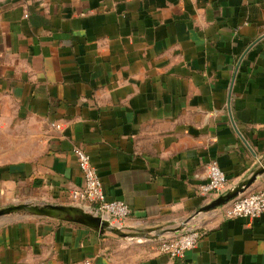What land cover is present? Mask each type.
<instances>
[{
    "label": "crops",
    "instance_id": "1",
    "mask_svg": "<svg viewBox=\"0 0 264 264\" xmlns=\"http://www.w3.org/2000/svg\"><path fill=\"white\" fill-rule=\"evenodd\" d=\"M75 147L131 208L126 233L193 218L198 246L177 260L17 211L0 217V264H264V214L201 212L264 190V0H0V211L75 207ZM211 161L228 185L203 195Z\"/></svg>",
    "mask_w": 264,
    "mask_h": 264
},
{
    "label": "built area",
    "instance_id": "2",
    "mask_svg": "<svg viewBox=\"0 0 264 264\" xmlns=\"http://www.w3.org/2000/svg\"><path fill=\"white\" fill-rule=\"evenodd\" d=\"M56 128L59 129L60 126H56ZM73 154L77 158L85 180L84 187L72 193L74 206L82 209L87 214L109 222L113 228L126 232L125 228L122 227V223L131 216V208L121 201H108L106 199L104 186L98 171L85 150L75 147ZM206 169L208 181L201 187V193L209 195L223 192L228 185V178L221 170L218 162L211 161ZM223 210L226 220L258 219L264 214V190L241 195L224 205ZM192 220L193 218L189 219L180 229L154 231L146 233L145 236L128 239L153 241L156 243L155 250L159 254L167 255L172 259L183 260L187 252L195 249L202 238L198 225L191 224ZM77 264H90V262Z\"/></svg>",
    "mask_w": 264,
    "mask_h": 264
},
{
    "label": "water",
    "instance_id": "3",
    "mask_svg": "<svg viewBox=\"0 0 264 264\" xmlns=\"http://www.w3.org/2000/svg\"><path fill=\"white\" fill-rule=\"evenodd\" d=\"M253 182V180H252ZM251 182V183H252ZM250 183V184H251ZM244 190H237L231 193L230 195L220 197L218 200L214 201L210 205L204 207L201 212L215 209L219 206L226 205L230 201L234 200L238 197V194L243 192ZM17 211H27L36 215L41 216H51V217H58V218H65L68 217L72 221L83 224L88 227H93L98 229L100 233H112L119 237L124 238H135L137 236H145V233H126L113 228L109 222L102 220L99 217H94L90 214L85 213L80 208L75 207H63V206H28V205H20L11 207L8 209H4L0 211V217L6 214H10Z\"/></svg>",
    "mask_w": 264,
    "mask_h": 264
},
{
    "label": "rangeland",
    "instance_id": "4",
    "mask_svg": "<svg viewBox=\"0 0 264 264\" xmlns=\"http://www.w3.org/2000/svg\"><path fill=\"white\" fill-rule=\"evenodd\" d=\"M134 241H136V240H134Z\"/></svg>",
    "mask_w": 264,
    "mask_h": 264
}]
</instances>
